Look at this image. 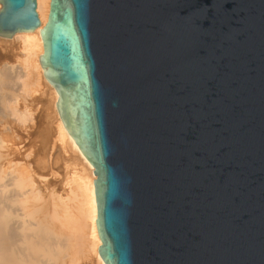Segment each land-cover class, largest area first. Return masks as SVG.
Instances as JSON below:
<instances>
[{
    "label": "water",
    "instance_id": "95a60500",
    "mask_svg": "<svg viewBox=\"0 0 264 264\" xmlns=\"http://www.w3.org/2000/svg\"><path fill=\"white\" fill-rule=\"evenodd\" d=\"M40 35L105 264H264V0H50Z\"/></svg>",
    "mask_w": 264,
    "mask_h": 264
},
{
    "label": "bare ground",
    "instance_id": "6f19581e",
    "mask_svg": "<svg viewBox=\"0 0 264 264\" xmlns=\"http://www.w3.org/2000/svg\"><path fill=\"white\" fill-rule=\"evenodd\" d=\"M49 2L37 0L40 26L35 30L0 37L6 46L17 41L23 57L20 70L0 63V264H105L98 252L94 168L65 129L56 107L58 94L39 62L40 29L47 21ZM29 91L39 92L50 107L48 126L36 132L26 125L31 121ZM58 162L64 168L59 184L50 181L58 174ZM75 201L72 204L86 220L81 233L87 235L86 248L80 245V221L70 204Z\"/></svg>",
    "mask_w": 264,
    "mask_h": 264
},
{
    "label": "rangeland",
    "instance_id": "374dc122",
    "mask_svg": "<svg viewBox=\"0 0 264 264\" xmlns=\"http://www.w3.org/2000/svg\"><path fill=\"white\" fill-rule=\"evenodd\" d=\"M3 44L4 43H2V41L0 40V63L3 62V61L4 62H8L9 64H14L15 66H17L19 68V70L22 69L23 68V61H22L23 57L21 55V48L19 47L18 42L17 41H12V44L10 46H6V45H3ZM5 47H6V49H5ZM26 99H27V102H28V104L30 106V109H31V112H30L31 114H30V117H29L31 119V121L27 122V124H26V125L29 124L27 130H29L30 132H36L37 130H43L44 128H46L48 126V122H49V120H48V122L46 121V119L48 118L47 115H50L49 104H46L45 97L40 95L39 92H31V91H29V93L26 95ZM43 116H45V117H43ZM27 130H25L24 132H28ZM33 137H36V136H33ZM37 139H39V137H37L36 140ZM28 143H29V141L27 142V144ZM27 144L25 143V145H27ZM54 152H55V156H57L58 155L57 154L58 151L54 150ZM59 165H60V169L58 167ZM61 165H62L61 162H58V164H56L55 169L57 168L56 171H57L58 174L55 175L53 177V179H50V181L54 180L55 182H57V184H59L58 180H61V176L63 175V172H64V168H61V167H63ZM47 178L48 177H46V179ZM72 203L74 205H76V201L75 202H71L70 204H71V206H73L75 208L74 210L72 208V211H73L75 217H78V219H77L78 221L77 222L80 221V223L77 224V227L79 225L81 227V228L79 227L80 231H82V232H80V239H79L80 240V245H81V247H84V245H86L84 247V248H86L87 245L89 244L87 235L85 234V236H84V234H81V233H85V231H86V220L84 219V217L81 216V214L79 213L80 211L78 212L79 209H77V206H74ZM75 210H77V213H76ZM79 218H82L81 219L82 221L79 220ZM83 219H84V221H83ZM81 237H83V238H81ZM84 237H85V239H84ZM80 262H81V264H85V262H83V261H79V263Z\"/></svg>",
    "mask_w": 264,
    "mask_h": 264
}]
</instances>
